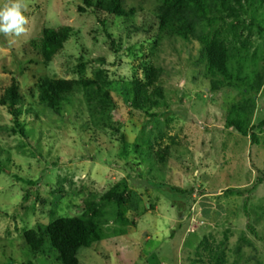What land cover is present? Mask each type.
<instances>
[{
    "label": "rangeland",
    "instance_id": "374dc122",
    "mask_svg": "<svg viewBox=\"0 0 264 264\" xmlns=\"http://www.w3.org/2000/svg\"><path fill=\"white\" fill-rule=\"evenodd\" d=\"M7 2L0 0V8ZM24 3L26 33L18 38L0 34V97L16 81L24 98L23 134L13 131L14 117L0 106V264H61L48 245L44 253H32L24 233L81 215L89 194L102 196L118 184L130 188L125 216L132 225L119 224L109 214L104 226L109 237L96 249H81L80 264H215L198 248L204 238L223 251L226 264H264V127L255 131L256 145L227 127L231 109L250 97L244 86L212 91L198 41L164 38L155 49L158 0H127L126 8H136L137 14L110 18L107 31L92 10L79 11L86 7L84 0ZM254 8L264 12L260 0ZM244 19L249 24L251 13ZM62 26L74 34L47 66L31 44L44 28ZM107 32L121 38L117 53ZM250 38L247 63L253 60V70L264 80V32L255 26ZM81 60L88 78L102 70L111 82L119 105L110 124L125 135L127 156L121 133L88 123L93 104L83 93L60 113L38 101L40 77L79 80ZM147 66L163 69L165 96L156 118L126 105L124 82L134 75L143 78ZM249 79L253 83L256 77ZM253 95L251 124L256 126L264 121V84ZM135 145L146 148L145 162ZM147 145L150 153L170 147L162 167L149 158ZM228 189L243 193L228 194ZM120 228L126 235L119 234Z\"/></svg>",
    "mask_w": 264,
    "mask_h": 264
},
{
    "label": "trees",
    "instance_id": "16d2710c",
    "mask_svg": "<svg viewBox=\"0 0 264 264\" xmlns=\"http://www.w3.org/2000/svg\"><path fill=\"white\" fill-rule=\"evenodd\" d=\"M127 0H84L86 7L79 8L81 13L92 10L98 17L101 25L107 31L110 18L129 19L137 14V9L126 8ZM256 0H158L155 16L157 19V35L154 38L157 49L164 38H179L184 41H198L201 45V55L211 76L212 91L216 92L225 85H243V91L250 97L239 102L231 109V115L227 119V127L233 128L243 137L251 138L253 144H258V135L255 132L264 127V121L252 125L251 116L256 109V96L261 90L264 80L253 67V60L247 63L249 51L252 49L251 32L258 26V33L264 32V12L257 13L254 8ZM264 5V0H260ZM250 9V10H249ZM251 13V21L248 24L244 16ZM248 32L249 36H244ZM108 33L111 39V49L118 52L121 47V38L117 41L113 34ZM74 34L70 26H62L57 29L44 28L39 40L32 42V47L43 57L44 63L49 66L61 53ZM251 69L249 72L245 70ZM247 68V69H246ZM79 80H66L62 78L40 77L36 83L38 101L51 111L60 113L63 105L70 104L79 94L83 95L85 102L93 104V110L87 112L89 124L92 128H114L112 113L118 109V102L109 89L111 82L102 70L95 71L93 77L85 75L86 63L83 60L77 65ZM163 69L156 66H147L144 77L134 75L126 84V105L136 111L144 113L149 118L158 117L155 112L163 104L164 89L161 83ZM255 75L252 83L250 77ZM24 98L20 94L19 85L14 81L0 97V106L8 109L14 117L15 130L23 134L20 124L23 115ZM27 113H30L28 108ZM95 114L97 116H95ZM116 133H121L119 128H114ZM123 144L122 155H128L126 137L121 133ZM148 146V145H147ZM135 152L142 159L146 157L145 149L135 145ZM148 156L157 165L163 166L170 155V147L166 146L156 152L152 146L148 147ZM144 150V151H143ZM143 151V152H142ZM148 162V161H147ZM261 181V180H259ZM35 186L36 182H27ZM228 194H242L241 189H228ZM100 199L101 205L98 201ZM131 200V191L128 185L118 184L102 196L89 194L84 202L83 213L79 216L61 218L48 226L40 225L38 230H29L24 233L25 243L35 255L44 253L46 245L57 253V260L61 264H80L78 252L85 249H96L104 239L109 236L104 226L109 222V214L122 225H132L125 216L127 206ZM104 206L110 207L105 210ZM127 227V226H126ZM252 230V229H251ZM254 231V230H253ZM119 234L126 235V229L120 228ZM117 235V233H114ZM204 248L208 252V260L215 264H226L225 255L220 248H214L207 238L201 242L198 248ZM206 256V255H205ZM202 261L203 258L201 259Z\"/></svg>",
    "mask_w": 264,
    "mask_h": 264
},
{
    "label": "clouds",
    "instance_id": "9594fccd",
    "mask_svg": "<svg viewBox=\"0 0 264 264\" xmlns=\"http://www.w3.org/2000/svg\"><path fill=\"white\" fill-rule=\"evenodd\" d=\"M26 10L24 0H8L0 8V34L17 38L25 34L27 31L25 26L29 23L28 17L24 14Z\"/></svg>",
    "mask_w": 264,
    "mask_h": 264
}]
</instances>
